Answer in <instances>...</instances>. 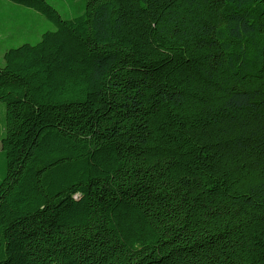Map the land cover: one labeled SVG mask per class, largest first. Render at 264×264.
<instances>
[{
	"label": "trees",
	"instance_id": "1",
	"mask_svg": "<svg viewBox=\"0 0 264 264\" xmlns=\"http://www.w3.org/2000/svg\"><path fill=\"white\" fill-rule=\"evenodd\" d=\"M11 1L0 264H264V0Z\"/></svg>",
	"mask_w": 264,
	"mask_h": 264
},
{
	"label": "rangeland",
	"instance_id": "2",
	"mask_svg": "<svg viewBox=\"0 0 264 264\" xmlns=\"http://www.w3.org/2000/svg\"><path fill=\"white\" fill-rule=\"evenodd\" d=\"M63 18H71L83 12L85 0H46ZM0 30L10 42L36 43L40 35L54 30L53 24L39 11L11 0H0ZM2 59H0V65ZM4 104L0 102V137L3 135Z\"/></svg>",
	"mask_w": 264,
	"mask_h": 264
},
{
	"label": "crops",
	"instance_id": "3",
	"mask_svg": "<svg viewBox=\"0 0 264 264\" xmlns=\"http://www.w3.org/2000/svg\"><path fill=\"white\" fill-rule=\"evenodd\" d=\"M23 43H27V42H23ZM20 44H22V43H20ZM20 44H18V45H20ZM18 45H14L13 42H10L8 37L3 36V33L0 30V59L3 58L4 51H6L9 48L16 47ZM2 61H3V59H2Z\"/></svg>",
	"mask_w": 264,
	"mask_h": 264
}]
</instances>
